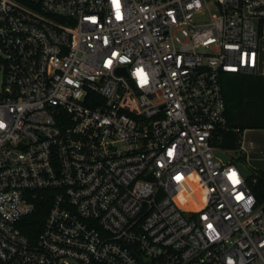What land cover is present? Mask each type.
Returning <instances> with one entry per match:
<instances>
[{
	"label": "built area",
	"instance_id": "2783aa9c",
	"mask_svg": "<svg viewBox=\"0 0 264 264\" xmlns=\"http://www.w3.org/2000/svg\"><path fill=\"white\" fill-rule=\"evenodd\" d=\"M263 21L264 0H0V264H264V201L219 148L220 74L255 68Z\"/></svg>",
	"mask_w": 264,
	"mask_h": 264
},
{
	"label": "trees",
	"instance_id": "16d2710c",
	"mask_svg": "<svg viewBox=\"0 0 264 264\" xmlns=\"http://www.w3.org/2000/svg\"><path fill=\"white\" fill-rule=\"evenodd\" d=\"M220 85L227 130L220 132L219 148L236 152L234 160L243 162L245 157L239 149L242 131L246 128L264 129V75L252 72H223L220 74ZM246 181L257 203H262L264 171L251 169ZM31 201L32 210L19 220L17 227L24 235L33 239L41 228L49 200L37 197Z\"/></svg>",
	"mask_w": 264,
	"mask_h": 264
},
{
	"label": "crops",
	"instance_id": "0c3cea01",
	"mask_svg": "<svg viewBox=\"0 0 264 264\" xmlns=\"http://www.w3.org/2000/svg\"><path fill=\"white\" fill-rule=\"evenodd\" d=\"M259 56V53H258ZM259 59H257V63L255 68L251 71L252 73L256 74H262L264 75L263 65L261 66L260 72H257V64ZM264 133V129L259 128H246L242 131L241 136L243 134H246V138L241 139L240 136V142H239V149L244 154L245 159L254 160L256 163H259V167L257 169L262 170L264 168V161H261V150L264 149V144L260 143L262 140L264 141V135L259 134Z\"/></svg>",
	"mask_w": 264,
	"mask_h": 264
},
{
	"label": "rangeland",
	"instance_id": "374dc122",
	"mask_svg": "<svg viewBox=\"0 0 264 264\" xmlns=\"http://www.w3.org/2000/svg\"><path fill=\"white\" fill-rule=\"evenodd\" d=\"M257 47H258V53H259V56H258L259 61L257 64L256 71L260 72L262 65H263V70H264V21L261 24V32H260V36L258 39ZM259 134L264 135V133H259ZM241 137H242L241 139L245 140L246 134H243V136ZM260 143L264 144V141L262 140ZM260 152H261V155L259 156L261 157V161H264V149H262ZM236 154H237L236 152H232V151L227 152V155L232 156L233 158L236 156ZM235 162L238 164L243 175H248L251 169H257L259 167L258 166L259 163H256V161L254 160L248 161V159L247 160L245 159L243 162H237V161ZM262 170L264 171V168H262Z\"/></svg>",
	"mask_w": 264,
	"mask_h": 264
},
{
	"label": "water",
	"instance_id": "95a60500",
	"mask_svg": "<svg viewBox=\"0 0 264 264\" xmlns=\"http://www.w3.org/2000/svg\"><path fill=\"white\" fill-rule=\"evenodd\" d=\"M216 155L219 156L223 161L226 160V156L224 154L218 152V153H216ZM141 264H143V263H141Z\"/></svg>",
	"mask_w": 264,
	"mask_h": 264
},
{
	"label": "snow or ice",
	"instance_id": "6c2138e0",
	"mask_svg": "<svg viewBox=\"0 0 264 264\" xmlns=\"http://www.w3.org/2000/svg\"><path fill=\"white\" fill-rule=\"evenodd\" d=\"M235 174H233V176H234Z\"/></svg>",
	"mask_w": 264,
	"mask_h": 264
}]
</instances>
